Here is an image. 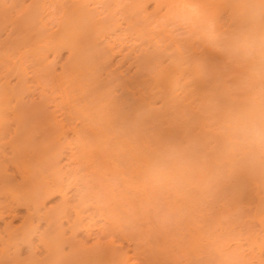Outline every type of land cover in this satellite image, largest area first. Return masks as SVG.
<instances>
[{
    "label": "bare ground",
    "instance_id": "bare-ground-1",
    "mask_svg": "<svg viewBox=\"0 0 264 264\" xmlns=\"http://www.w3.org/2000/svg\"><path fill=\"white\" fill-rule=\"evenodd\" d=\"M151 1L155 3L154 9L147 13L145 5ZM22 2L0 0V28L11 22L12 29L16 27L20 36H15V40L11 38L13 41L8 44L0 42V220H4V226L0 229V264H135L129 262L130 253L128 255L122 251L121 243H118L120 247L115 246V240L124 239L134 243L132 256L135 255L136 260L133 259L138 260L139 264H181L178 259L180 255L186 259V264H206V261L196 259L191 262L196 256L193 254L196 246L201 248V241L192 237V231L195 230L198 235L209 233L210 236V231L224 224L219 220V213L205 212L208 210L206 208L203 212L208 213L207 217L200 218L203 214L200 199L210 195L212 198L209 196L208 205L212 209L214 201L218 200L215 197L222 195L227 187L219 189L221 193L217 195V190H212L211 194V190L202 191L194 187V190L190 189L182 195H171L164 199L145 187L143 169L166 144L194 145L193 167L197 173H207L218 166L221 144L216 128L236 100L224 76L232 74L237 68L231 69L229 64L227 73L222 75L224 63L220 62L225 61L223 56L194 35H189L187 30L185 34L182 32L183 36L177 35V32V36L172 35L169 30L171 25H168L173 20L178 22L179 5L190 4L196 10L211 14L218 24L230 26L234 21L232 0H31L27 15L28 10ZM100 6L108 8L107 11L102 8L107 12L105 16L100 17ZM50 7L61 15L54 32L49 31V24L45 21L48 17L44 18L50 12ZM14 9L23 14L17 16V20L10 21V11ZM162 9L164 13H161ZM118 13L122 22L126 23L125 32L121 30V22L119 24L115 18ZM177 25L179 28L173 25L176 26L172 28L173 32L183 30L181 24ZM109 35L112 36V43L113 40L117 41L116 49L112 44L110 46L103 42ZM125 35L132 40L135 49L129 45L128 51L125 46L128 37L125 39ZM123 40L126 42L123 43ZM124 46L126 54L123 53ZM61 49L68 50L69 62L64 70L61 68L62 73L54 74L53 66L39 60L47 58L43 55L45 52H60ZM14 52L20 53L14 59L16 61L12 59L15 58ZM26 53H30L35 72L41 71L42 74H36L34 83H28L24 71L23 62L26 61L23 55ZM119 53L122 60L117 65L112 64L114 55ZM129 59L136 68L132 74L128 72L125 75L122 71L125 73L131 68ZM124 62L130 65L121 70ZM201 67L208 70L206 75L199 71ZM11 73H16L18 77L13 86L6 79ZM42 76L47 77V83ZM39 78L45 81L43 84L41 82L43 86H40ZM231 79L228 78L229 83ZM45 84H49V87ZM45 89L50 91L49 94ZM116 89L120 90L118 94H115ZM34 91H39L43 102L25 103L23 97ZM155 97L161 102L158 107L153 105ZM47 104L53 105V109L49 110ZM58 115L61 118L58 119ZM11 122L15 124L12 129ZM68 131L75 137L68 138ZM6 146H9L8 150ZM66 148L70 150L67 152L70 162L77 166L68 171L60 165L61 158H65L62 156ZM16 174L20 175V181L16 180ZM224 174L229 179L231 177L232 183L228 188H231L230 200L237 209L245 201L248 202V189L252 186L250 191H254L257 204L251 216L259 222L261 234H264V175L252 172L241 164L233 165ZM77 179L83 184V191H77V200L71 204L68 191L77 183ZM193 191L194 196L199 195L197 199L192 197ZM55 195H60L61 202L46 209L45 201ZM189 196L191 198L187 199ZM23 207L26 209L23 217L20 215L23 220L18 225L12 224V220L19 216L16 210ZM151 208L153 212L161 208L167 209L170 214L174 212L178 223L176 226L170 225L171 219L169 223V217L161 219L159 211L156 218L163 225H152L156 229L153 227L155 230L148 231L146 223L149 222L151 226L150 221L144 220H152L153 216L144 218L152 215L144 211ZM7 216H11L9 222H5ZM95 216L108 221L109 226L103 227V232L98 227L101 231L98 238L102 235V238L108 239L103 243L104 240L100 242L97 239L88 249L83 244L79 245L75 236L81 230L89 236L92 227L95 229L97 225ZM41 221L46 223V228L39 232ZM64 222L68 225L65 226ZM244 224L248 223L245 221ZM230 225H225L226 230L230 229ZM170 226L173 230L181 231L193 228L191 233L187 230L182 233L191 234L188 244L192 240L195 242L194 239L200 241L199 244L193 242L190 245L196 246L189 245L191 248L187 249L183 247L185 243L182 245V239L173 237L178 241H175L178 243H175L176 251L184 248L186 254L177 256L173 252L175 258L171 257L168 254L170 250L166 252L164 249L170 243L172 234L169 235L167 231L171 229ZM232 227L230 232L234 231ZM66 230L70 231L69 237L65 235ZM182 233L176 236L181 237ZM230 234L235 235L230 238L232 241L236 232ZM248 234L249 238H253L252 233ZM34 236L38 240L36 243ZM23 245H27L28 251L22 257ZM64 245L69 246L68 252L63 251ZM252 245H256V242ZM159 246H163L165 251L160 250ZM260 246H264V243ZM11 248L14 249L12 257L9 254ZM189 252L193 254L192 257L187 254ZM229 253L226 257L228 262L225 259V263L242 264L244 260L241 261L240 254L234 251Z\"/></svg>",
    "mask_w": 264,
    "mask_h": 264
},
{
    "label": "clouds",
    "instance_id": "clouds-1",
    "mask_svg": "<svg viewBox=\"0 0 264 264\" xmlns=\"http://www.w3.org/2000/svg\"><path fill=\"white\" fill-rule=\"evenodd\" d=\"M178 8V22L189 35L242 71L233 87L235 103L216 128L221 144L217 167L197 173L193 167L194 145L166 144L146 163L144 185L164 199L182 195L194 187L211 190L235 164L264 175V0H232L234 21L227 27L190 4ZM199 71L206 75L208 70L201 67ZM159 211L161 219L170 215L165 208Z\"/></svg>",
    "mask_w": 264,
    "mask_h": 264
},
{
    "label": "rangeland",
    "instance_id": "rangeland-1",
    "mask_svg": "<svg viewBox=\"0 0 264 264\" xmlns=\"http://www.w3.org/2000/svg\"><path fill=\"white\" fill-rule=\"evenodd\" d=\"M23 2H22V4H23V6L28 10L27 11V13H25V15H27L28 13H29V8H28V4L30 5L31 3V0H22ZM30 1V2H29ZM56 1V0H55ZM9 3V2H8ZM154 5H155V3L154 2H149V3H147L146 5H145V10H146V12L147 13H151V12H153V9H154ZM90 6H92V5H90ZM23 7V8H24ZM101 7V6H100ZM99 7V8H100ZM112 7V6H111ZM103 7H101V9H99V12H100V17L101 16H105L106 15V11H107V9L108 8H103V9H105L106 11H104L103 9H102ZM31 9H33V7H32V5H31ZM53 9H54V7H50V9L48 10V11H50V12H48V13H46V15H44V18H47L45 21H47V24H49L48 25V27H49V31H52V32H54V31H56L57 29V25H59V23H58V20H60L59 18H60V14H58L59 12H57L56 13V11H53ZM55 10V9H54ZM102 10V11H101ZM164 9H162L161 10V13H164V12H162ZM22 11V10H21ZM31 11V10H30ZM54 12H55V14H54ZM105 12V14H103ZM53 13V14H52ZM20 14H23L22 12L20 13V11H17V10H11L10 11V19H8V20H10V21H13V20H17V16L19 17V15ZM49 15V16H48ZM59 16V17H58ZM52 17H54V18H52ZM57 17V18H56ZM117 17V18H116ZM119 17V18H118ZM115 18H116V20L118 19V23L120 24V22H121V30H125V28H126V23H124V21L122 22V19H121V16L119 15V13L117 14V15H115ZM53 21H55V22H53ZM49 22V23H48ZM175 22H177V21H175ZM174 22V20H173V22L171 23V24H169L168 26L170 27V25H171V28L169 29L170 30V32H171V34L173 35L174 34V36L177 34H179V35H181L182 34V32L185 34L186 32V30L187 29H185L183 26V30H179L178 31V29H176V30H174V32L172 31V28L173 27H176V28H179V25H177V24H180V23H176V24H173V23H175ZM53 23V24H52ZM55 24V25H54ZM176 25V26H173V25ZM167 26V28H169ZM181 26V25H180ZM5 27V28H4ZM13 27H12V23L11 22H7V25L6 26H4L3 25V27H1L0 28V42H1V44H2V42H7V44L8 43H10L11 41H13V40H15V36H17L18 34H17V30H16V27L14 28V29H12ZM56 29V30H55ZM175 29V28H174ZM180 29H182V28H180ZM16 32V33H14V32ZM125 32V31H124ZM177 32V33H176ZM13 33V34H12ZM118 33V32H117ZM176 33V34H175ZM9 34H11V35H9ZM15 34V35H14ZM183 34V35H184ZM176 35V36H177ZM183 35H181V36H183ZM19 36V35H18ZM17 36V37H18ZM110 36V35H109ZM105 37V39H104V41L103 42H105V44L106 45H110V46H112L113 45V48L114 49H116L117 48V44H116V40H113L114 42V44L112 43V36H110V37ZM126 36L127 35H125L124 37H125V39H126ZM186 36V35H185ZM184 36V37H185ZM20 37V36H19ZM128 38L126 39V41H124L123 40V43H125L126 42V47L127 46H129L130 45V47H133L134 46V44H133V42H132V40H129V36H127ZM178 37H180V36H178ZM4 38V39H3ZM6 38H7V41H6ZM13 40H12V39ZM111 38V39H110ZM175 38H177V37H175ZM182 38V37H181ZM2 40V41H1ZM111 41V42H110ZM108 42V43H107ZM132 42V43H131ZM130 43V44H129ZM112 44V45H111ZM117 45V46H116ZM115 46V47H114ZM123 47L124 48V52H123V49H122V52L123 53H127V49H128V51L130 50L129 48L130 47H127V49H126V47ZM24 49H26L27 50V48H24ZM23 48H21V50H24ZM134 49H135V46H134ZM20 50V51H21ZM12 51V50H11ZM60 51V50H59ZM48 53H44L43 55H45V56H47V58L45 57V59L43 58V60L41 59V60H39V61H43L44 63H46V64H50V67H54V69H52V71L54 72V74H56V73H62V71L66 68L65 66L68 64V62H69V59H68V61H67V58H69V52H68V50L66 51L65 49H61V51L60 52H58V50L57 51H54V52H52V50H49V51H47ZM121 52V53H122ZM135 52V51H134ZM16 53V54H15ZM56 53L58 54V56H56ZM60 53V54H59ZM122 53V56L124 55ZM17 54H18V56H19V52H14V57L15 58H12L13 60L14 59H16V56H17ZM120 54V53H119ZM135 53H132V55H134ZM25 55V54H24ZM23 55V57H24V59H25V61L26 62H23L24 64V71L26 70V75H27V80H28V83H34V82H36V74H38L39 72H40V74H41V71H36L35 72V69H34V65H32L33 63V60H30L31 58H30V53H26V58H25V56ZM27 56H29L28 57V59H27ZM121 56V54L120 55H114V57H113V59H112V64H115V65H117L118 64V62H120L122 59L120 58V57H122ZM12 57V56H11ZM10 57V58H11ZM123 58V57H122ZM23 59V60H24ZM47 59V60H46ZM55 61H54V60ZM119 59V60H118ZM18 60V59H17ZM22 60V61H23ZM49 60V61H48ZM115 60V61H114ZM117 60V61H116ZM14 61H16V60H14ZM51 61V62H50ZM131 61L132 60H130L129 59V63L131 64ZM54 62V63H53ZM56 62V63H55ZM116 62V63H115ZM128 62V61H127ZM127 62H124V64L122 65L123 67L121 68V70L123 69V70H125V68H128L129 66H128V64L129 63H127ZM26 63V64H25ZM62 63H64V64H62ZM220 63H224L223 64V66L221 67L222 69V75H225L224 73H227V71H228V69H229V64H228V62L225 60V61H223V62H220ZM12 64V63H11ZM48 64V65H49ZM55 64V65H54ZM62 64V65H61ZM66 64V65H65ZM129 64V65H130ZM133 64V63H132ZM132 64L130 65V67L131 68H128V70L124 73V71H122L123 72V74H127L128 72H129V74H132L133 72H134V70H135V66H134V64H133V66H132ZM30 65V66H29ZM61 65V66H60ZM64 65V66H63ZM114 65V66H115ZM229 66V67H228ZM65 67V68H64ZM63 70H62V69ZM232 68H237V67H232V65H231V69ZM230 69V70H231ZM239 68H237V70H235L232 74H230V73H228L227 75H225L224 77H227L226 79H227V86L229 85L230 86V88H232V89H230V90H233V87H234V85L239 81V79H240V77H241V72L240 71H242V70H238ZM223 70H224V72H223ZM229 70V71H230ZM14 72L16 71V70H13ZM239 73L240 75H236L235 73ZM17 73V72H16ZM16 73H14V74H10V76L8 75V78H6L7 79V82H8V84L9 85H11V86H13V85H15L16 83H17V81H18V77H17V75H16ZM237 73V74H238ZM233 74H235V75H233ZM42 75V74H41ZM231 75V77H228V76H230ZM232 75H233V77H232ZM38 76H40L39 74H38ZM44 76V75H43ZM42 76V78L43 79H45V78H47V77H43ZM31 77V78H30ZM33 77V78H32ZM42 78H41V80H42ZM228 78L229 79H231V78H233V79H235L234 81H233V79H231L230 80V83H229V81H228ZM225 79V78H224ZM3 80V79H2ZM40 80V78H39V82H40V86L43 84V82H45V83H47V81L48 80H46L45 79V81H41ZM236 80H237V82H236ZM234 83H233V82ZM41 82H42V84H41ZM11 83V84H10ZM49 83V82H48ZM231 84V85H230ZM48 85V87H49V84H45L44 86H47ZM43 86V85H42ZM228 86V87H229ZM232 86V87H231ZM41 89V88H40ZM45 90H47V89H45ZM48 92H50L49 90H47V93ZM120 92V90L119 89H116L115 90V94H118ZM46 93V94H47ZM49 94V93H48ZM47 94V95H48ZM40 95V93H39V91L37 92V91H34V93H28V94H26V96L25 97H23V100H24V102L25 103H33V102H35V103H38V102H41L42 100V97H41V95ZM41 98V99H40ZM156 99V100H155ZM41 100V101H40ZM50 100V99H49ZM48 100V101H49ZM13 100H12V104H13ZM43 102V101H42ZM50 102V101H49ZM48 102V103H49ZM51 104H53L52 102H50ZM51 104H47V106H48V109L49 110H52L53 109V105L51 106ZM160 104H161V102H160V100L157 98V97H155L154 99H153V105L155 106V107H158V106H160ZM10 106H11V104H10ZM59 117L61 118V116L60 115H58L57 116V118L59 119ZM11 126V129L13 128V127H15V124L13 123V122H11V124H10ZM67 137L68 138H74L75 136H74V134L72 133V132H69L68 131V133H67ZM210 144L212 145L213 143L212 142H210ZM6 147H8L7 148V150L9 149V146H6ZM66 152V153H65ZM67 152H70V150L68 149V151H67V148H66V150H64V156H62V157H65V158H61L62 160L60 161L61 163H60V165L62 164V168H63V170H65V171H68V170H70V169H75V168H77V166H75V164L76 163H74V162H70V154L69 153H67ZM68 154V157H66V155ZM65 162V163H64ZM77 174H79V172L77 173ZM81 174H79V176H80ZM224 176H225V174H224ZM20 177V175H18V174H16V176H15V178H16V180L17 181H20L21 180V177ZM228 178V176L226 177H224L223 179H222V181L223 180H225V181H223V182H220L219 183V185H217V184H215L216 186H218V187H216L215 185H214V187H213V189H211V194H212V190H213V192H216V190H217V192H216V195L218 194V192L219 193H221L220 191H219V189H225L226 187V189H225V191L229 188V186L231 185V177H230V179L228 180L227 179ZM79 181V179H77V183L75 184V185H77L76 187H73V186H75V185H73L71 188H70V190L68 191V193H69V202L72 204V203H74L76 200H77V196H78V193H77V191L79 190L80 192H82L83 190V184ZM227 182V183H226ZM222 183V184H221ZM225 185H224V184ZM229 183V184H228ZM67 184V183H66ZM65 184V185H66ZM82 185V186H81ZM223 185V186H222ZM228 185V186H227ZM226 186V187H225ZM252 187V186H251ZM250 187V188H251ZM254 187V186H253ZM218 188V189H217ZM248 189V193H249V199H248V202H244L242 205H241V208H238L237 209V207H235L234 205H233V203H231L232 201L230 200L231 199V188H230V190L228 189V194L225 192V191H223V190H221V191H223V192H225L224 194H223V192H222V195L221 194H218V196H214L215 197V200H217V202L216 201H214V205L212 206L213 208L212 209H209V205H208V201H210L209 199H210V192H209V196L207 197V196H205V197H203V198H206V199H208V200H206V199H203L202 197V199H200L201 201H202V203H201V201H200V206H201V210H202V212L201 213H203V214H201V216H200V218L203 216V217H207V214L208 213H205V212H208L209 211V213L211 212V213H213V211L214 212H216V213H219L218 215H219V220L221 221V223H223L224 225H222V226H219V227H216V229H215V231H210V236H209V233L207 234H205L204 232H203V234H200V235H198L197 233L198 232H196L195 230H193V231H195L196 233H194L191 229H193V228H191L190 230H187V229H185V231L187 230V231H190V233H191V231H192V237L193 238H195V237H197L196 239L197 240H200L201 241V243H200V245H199V247H201V248H197L198 246H196V250H195V253H193L194 254V259L191 261V262H195L196 260H201L202 262H205L206 264H228L227 262H228V258L226 259V257H227V255L228 254H230L229 252L230 251H234V252H237L238 254H240L239 256L241 257V261H243V262H241L242 264L244 263V264H264V262H262V261H264V249H262V248H259L258 246H260L261 245V243H264V234H261L262 233V231L260 230L261 228V226H260V224H259V222L258 221H255V219L253 218V216H251L252 214L254 215V213L253 212H255V209H256V202H257V197L256 196H254L255 194L253 193L254 191L252 190V191H250L251 189ZM254 189V188H253ZM192 190H194V189H192ZM255 190V189H254ZM78 191V192H79ZM230 191V192H229ZM75 192V193H74ZM194 192L195 191H193V198L195 199V197L197 196H199V195H196V196H194ZM73 194V195H72ZM231 196V197H230ZM197 197H196V199H197ZM191 197L189 196L187 199H190ZM212 198V197H211ZM60 195H55V196H52L51 198H49V199H47L46 201H45V203H44V207H46V209H48L49 207H55V206H57L58 204H59V202H61L60 201ZM229 199V200H228ZM204 200V201H203ZM250 200V201H249ZM207 201V202H206ZM230 201V202H229ZM206 202V203H205ZM215 202H216V204H215ZM231 203V204H230ZM249 203V204H248ZM233 205V206H232ZM226 207V208H225ZM205 208L206 209H208L207 211H205ZM233 208V209H232ZM234 208H236V209H234ZM204 209V210H203ZM155 210L157 211V209H154V212H155ZM25 211H26V209L23 207V208H18L17 210H16V212L18 213V215L19 216H17V218H15L14 220H12V224H14V225H18V224H20L21 222V220H23V218H21V216L23 215V214H25ZM203 211H205V212H203ZM222 211H225V213L223 212L222 213ZM241 211V212H240ZM145 213H148V214H152L151 216H146V214L145 215H143V216H146V217H144V218H148V217H151L152 218V216H153V218H152V220L150 219V220H144V221H150V224H151V226L149 225V222H148V224L146 223V222H144V224L146 223V229L148 230V231H152V230H155L156 228L154 227V226H156V227H160V225L163 223V222H160L159 223V221L160 220H157V216H159V211L158 212H153V209L151 208V209H149V211H144ZM153 212V213H152ZM241 214H240V213ZM244 212V213H243ZM157 213V214H156ZM159 213V214H158ZM172 214H170V216H169V218L167 219V222L168 221H170L169 219H171V223H169L170 225L171 224H173L174 226H176V223H178V221H177V215L175 214L174 215V212H171ZM251 213V214H250ZM72 214V217H73V213H71ZM155 214V215H154ZM229 214V215H228ZM242 214H244V215H242ZM250 214V215H249ZM21 215V216H20ZM199 215V214H198ZM239 215H241L240 217H239ZM249 215V216H248ZM155 216V217H154ZM174 216V217H173ZM176 216V217H175ZM23 217V216H22ZM157 217V218H156ZM172 217H173V219H172ZM202 217V218H203ZM239 217V218H238ZM244 217V218H243ZM248 217V218H247ZM11 218V216H7V217H5V222H9L10 219ZM95 218H96V223H97V225H95V229H94V226L92 227V230L90 231L91 232V234L88 236V235H86V232H83L84 230H81V231H79L78 233H77V235L75 236V240L79 243V245H85V246H87L88 247V249H89V247L90 246H93V244L96 242V241H98L99 239H100V242L102 241V240H104V241H102L101 243H103V242H105V241H107V239L108 238H106V237H104V238H102V235L100 236L101 238H98L99 237V235H100V232L102 231H104V229H103V227H107V226H109V224H108V221H105L104 222V220H103V218H98L97 219V216H95ZM175 218V219H174ZM197 218H199V216H197ZM200 218H199V220H200ZM237 218V219H236ZM251 218V219H250ZM156 219V220H155ZM235 219V220H234ZM250 221H248V220ZM227 220V221H226ZM234 221V223H233V221ZM248 223V224H244V222L245 221ZM99 221V222H98ZM151 221H154V222H152L151 223ZM157 221V222H156ZM175 221V222H174ZM231 221H232V223H231ZM103 222V225L101 224ZM167 223V224H168ZM257 223H258V225H257ZM65 226H67L68 224H67V222H64L63 223ZM106 224V225H105ZM203 224V226H205L206 227V224H205V222H203L202 223ZM233 226L232 228L234 229V231L236 232V237L231 241V239H232V237H234L235 235H231L230 233H232V232H234V231H232V232H230L231 231V225ZM99 225V226H98ZM148 225H149V228H148ZM152 225H154L153 227L155 228V229H152L153 227H152ZM163 225V224H162ZM172 225V226H173ZM227 225H230V229H228V230H226L227 229V227L226 226ZM246 225H248V227H252L251 229H249V228H246L247 226ZM3 226H4V220L2 221V220H0V229L1 228H3ZM217 226V225H216ZM100 228V230H99V228ZM151 227V228H150ZM171 227V226H170ZM226 227V228H225ZM229 227V226H228ZM44 228H46V223L43 221H41V223H40V228H39V232H41V231H43V229ZM168 228H169V226H168ZM245 228V229H244ZM152 229V230H151ZM174 229H176L175 227H174ZM207 229V228H206ZM205 229V230H206ZM250 231H249V230ZM204 230V231H205ZM230 230V231H229ZM248 230V231H247ZM37 231V232H38ZM67 232L65 233V235L67 236V237H69V234H70V231L69 230H66ZM69 231V232H68ZM100 231V232H99ZM168 231V233H169V235L170 234H172L173 235V233L175 234V235H170V240H169V244H170V246H169V244H168V247L166 248H164V249H166V252H168L169 250L170 251H172L171 253H170V251L168 252V254H170L171 255V257L172 256H174V255H180V254H182V255H184V248H181V251L183 250V252H181V251H176L177 249H176V247H177V245H178V243H176L175 241H177V240H175L173 237H179V240H181V242H183V244L181 243V242H179V244L181 243L182 245H184V243H185V245L183 246V247H187V249L189 248H191L192 246L193 247H195L193 244L192 245H190L191 243H193L194 241L192 240V242H190V244H188L189 243V241H191V239L189 240V237L191 236V234H186V233H182V232H185V231H181V230H173V228L171 227V229H168L167 230ZM229 231V232H228ZM252 231V232H251ZM98 232V233H97ZM206 232V231H205ZM207 232H209V231H207ZM228 232V233H227ZM181 233H182V235L183 236H179V235H181ZM188 233V232H187ZM214 233V234H213ZM220 233V234H219ZM237 233H239V234H237ZM248 233H252L251 234V236H253V238L252 237H250L249 238V234ZM177 234H179L178 236H176ZM194 234H197V235H195L194 236ZM226 234H228V235H226ZM255 236H254V235ZM38 235V234H37ZM249 235V236H248ZM36 236V235H35ZM33 237V241H34V243H36L38 240H37V238L39 239V237L38 236H36V237ZM220 236V237H219ZM245 236L247 237V238H245ZM262 236V237H261ZM198 237H201V238H199L198 239ZM227 237V238H226ZM191 238V237H190ZM213 239V240H211V241H209V239ZM231 238V239H230ZM252 238V239H251ZM255 238V240H253ZM98 239V240H97ZM102 239V240H101ZM172 239H174L173 241H171ZM176 239H178V238H176ZM196 239H194L195 240V242L194 243H197V244H199L198 242H200V241H198V242H196L197 240ZM202 239V240H201ZM230 241H229V240ZM37 240V241H36ZM96 240V241H95ZM205 240H206V242H205ZM215 240V241H214ZM249 240V241H248ZM251 240H253V242L251 241ZM80 241V242H79ZM119 241V242H118ZM124 241V242H123ZM236 241V242H235ZM257 241L259 242V243H257ZM260 241H261V243H260ZM76 242V243H77ZM117 242V243H116ZM178 242V241H177ZM254 242H256V245H252V246H250V244H253ZM114 243H116V245L115 246H118V247H120V245H121V249H122V251L124 252V251H126V253H128V255H129V253H130V255L129 256H131V258L129 259V262H136V263H138L139 264V262H138V260L137 261H134V259L136 258H134V256H132V253L134 252V249L133 248H135V246H134V243H132V241H129L128 239H124V240H115V242ZM118 243L120 244V245H118ZM132 243V244H131ZM175 243L177 244L176 245V247H175ZM212 243V244H211ZM247 244H249V245H247ZM166 245V244H165ZM191 247H190V246ZM207 245V246H206ZM258 245V246H257ZM0 246H1V244H0ZM224 246V247H223ZM255 246H257V247H255ZM145 247V246H144ZM143 247V248H144ZM163 247V246H162ZM162 247H160L159 246V248H160V250H161V248ZM212 247V248H211ZM218 247V248H217ZM221 247V248H220ZM239 247V249H237ZM250 247H252V248H250ZM260 247H264V246H260ZM22 248H23V252H22V254H21V256L23 257V256H25L26 254H27V251H28V247H27V245H23L22 246ZM258 248V249H257ZM26 249V250H25ZM163 249V248H162ZM163 249V250H164ZM167 249H169L168 251H167ZM195 249V248H194ZM236 249V250H235ZM252 249V250H251ZM261 249V250H260ZM13 250L14 249H10V251H9V254H10V257H12L13 255H14V252H13ZM68 250H69V246L68 245H64V247H63V251H65V252H68ZM128 250V251H127ZM186 250V249H185ZM260 250V251H259ZM165 251V250H164ZM187 251V250H186ZM189 251V250H188ZM197 251V252H196ZM239 251V252H238ZM255 251V252H254ZM26 252V253H25ZM163 252V251H162ZM173 252H175V253H173ZM177 252V253H176ZM181 252V253H180ZM191 252V251H190ZM190 252L189 253H187V254H190ZM193 252H194V250H193ZM254 252V253H253ZM0 253H1V249H0ZM174 255H173V254ZM242 253V254H241ZM252 253L254 254V255H252ZM134 254V253H133ZM186 254V253H185ZM192 254V255H193ZM191 255V254H190ZM192 255L190 256V257H192ZM222 255V256H221ZM0 256H1V254H0ZM176 256V257H177ZM253 256V257H252ZM244 259H243V258ZM247 257V258H246ZM134 258V259H133ZM174 258H175V256H174ZM189 258V257H188ZM181 261H179V260ZM178 261H179V263H181V264H184V261H185V264H186V259L184 260L183 259V257L181 258V255H180V258L178 257ZM182 259V260H181ZM196 259V260H195ZM211 259V260H210ZM212 259H213V261L214 260H216V261H214V262H212ZM222 259H223V261H222ZM225 259H226V263H225ZM259 259V260H258ZM262 261H261V260ZM136 260V259H135ZM207 261H208V263H207ZM259 261V262H258ZM215 262H217V263H215ZM262 262V263H261ZM135 263V264H136ZM133 264V263H132Z\"/></svg>",
    "mask_w": 264,
    "mask_h": 264
}]
</instances>
